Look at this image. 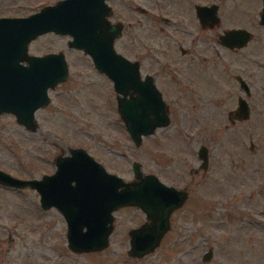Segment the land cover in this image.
<instances>
[{
    "label": "rangeland",
    "instance_id": "obj_1",
    "mask_svg": "<svg viewBox=\"0 0 264 264\" xmlns=\"http://www.w3.org/2000/svg\"><path fill=\"white\" fill-rule=\"evenodd\" d=\"M55 1L0 0V13L33 12ZM156 1L160 17L183 19L178 27L159 17L157 23L146 17V27L136 24L144 0L110 1L108 19L123 25L116 51L138 60L141 72H160V84L167 82L163 71L174 78L163 92L170 122L135 145L117 112L112 81L86 53L67 45L70 35L49 31L29 42L28 53L63 52L67 77L34 112V130L0 113V169L39 178L54 170L56 155L82 147L129 181L137 160L142 172L187 193L170 214L169 229L151 252L130 256L127 232L146 218L136 207L118 208L106 248L72 251L62 215L42 209L34 188L0 185V264H264V26L252 22L259 0ZM209 2L219 4L220 22L207 30L209 40L190 41L200 29L194 7ZM238 24L254 30L244 46L234 52L214 43L222 28ZM238 75L249 84L248 95ZM238 96L250 105L247 119L233 116ZM200 145L208 149L206 168L197 156ZM208 248L211 256L203 260Z\"/></svg>",
    "mask_w": 264,
    "mask_h": 264
},
{
    "label": "water",
    "instance_id": "obj_2",
    "mask_svg": "<svg viewBox=\"0 0 264 264\" xmlns=\"http://www.w3.org/2000/svg\"><path fill=\"white\" fill-rule=\"evenodd\" d=\"M199 18L214 21L216 6L199 5ZM106 0H58L26 16L0 17V113L8 112L28 130H34V112L48 102V90L66 79L68 66L63 52L41 55L28 53V44L37 36L54 32L68 34L67 45L86 53L97 71L111 81L116 108L135 145L142 137L170 122L167 105L150 75L142 80L138 62L116 51L115 38L122 31L120 22L111 23ZM264 23V0L260 10ZM248 40L244 28L229 29L222 35L228 47H242ZM240 87L249 92L242 77ZM249 105L240 96L234 110L238 119L249 117ZM201 167L208 164V149L197 152ZM133 179L126 181L108 171L84 148L71 147L68 154L55 157V170L39 178H20L0 169V185L29 186L39 194L42 209L56 206L66 220V241L72 251H99L108 246L113 211L126 205L143 211L145 222L129 230L130 256L141 257L160 243L170 227V214L187 196L183 189L144 173L140 162H131ZM208 248L202 259H208Z\"/></svg>",
    "mask_w": 264,
    "mask_h": 264
},
{
    "label": "flooded vegetation",
    "instance_id": "obj_3",
    "mask_svg": "<svg viewBox=\"0 0 264 264\" xmlns=\"http://www.w3.org/2000/svg\"><path fill=\"white\" fill-rule=\"evenodd\" d=\"M56 1H58V0H56ZM55 1V2H56ZM110 1L112 2L111 4L113 5V0H109V3H108V0L106 1L107 2V4L110 6V8H111V13H110V15L113 13V7H112V5L110 4ZM54 2V3H55ZM48 4H53V3H47V4H44V5H42L41 7H43V6H45V5H48ZM215 5L216 6V11H215V13H216V18L214 19V21L212 22V20L210 19V18H208V17H204V18H199V16L197 15V10H196V8H197V6H199V5H205V6H211V5ZM259 4H260V9H259V12L257 13V16L254 18V19H252V22H255V24H257V25H259V26H264V23H262L261 21H260V10H261V8H262V0H259ZM142 5L143 6H139V7H137V10L139 11V13H140V21H138L137 20V23L136 24H140L141 26H143V27H146L145 25H147V23L145 22V20H146V17H148V21L147 22H149V21H152V22H156V20L158 19V17L161 19V21L163 22V24H165V25H168V26H170L171 24L174 26V27H176V25H177V27H178V23L177 22H182L183 21V19H180V20H177L176 18H175V16H168V15H163V16H161L160 17V15H159V13H158V6H159V4H158V2L156 1V0H144V2L142 3ZM199 5H195V7H194V18H193V21L194 22H196L198 25H199V30L198 31H196V34L194 35V36H192L191 38V40L190 41H192L193 39H195V40H199V41H201V42H205V41H207V40H209V35L207 34V30H209V28L211 29V28H214L215 26H217L218 25V23L220 22V15H219V4L217 3V2H209V3H204V4H199ZM234 6H240L241 5V2L240 1H234V4H233ZM41 7H39L38 8V10L41 8ZM239 8V7H238ZM37 11V10H36ZM33 12H35V11H33ZM33 12H26V13H0V17H17V16H26V15H28V14H31V13H33ZM144 16V17H143ZM185 20V19H184ZM186 20H187V17H186ZM111 23H114V22H119V21H114V22H112L111 20H109ZM192 21H190V23H191ZM157 23V22H156ZM122 24V23H121ZM122 28H123V25H122ZM157 28L160 30V29H162L163 27L161 26V25H157ZM233 28H244V29H246L247 31H248V40H247V42L248 41H250L251 40V38L253 37V29L252 28H250V27H247V26H245V25H242V24H238V25H233V26H230V27H228V28H222V30L219 32V33H217L216 35H215V41H214V43L217 45V46H219V47H222V48H224V49H227V50H230V51H237L239 48H241V47H236V46H233V47H228L227 45H225L223 42H222V35H224L225 34V32L227 31V30H229V29H233ZM186 31H188V30H186ZM189 32V34H191L192 32L191 31H188ZM192 35V34H191ZM246 42V43H247ZM169 45V44H168ZM179 46V51H181L182 53H184L185 51H184V49H182V47H181V45L179 44L178 45ZM145 53V52H144ZM146 57H148V54H147V51H146V53L144 54V56L142 57L143 58V60H144V62H145V59H147ZM136 61V60H135ZM137 62H138V60H137ZM138 66H139V71H140V62H138ZM163 74H165L164 76L167 78V82H165V84H160L158 81H159V77H160V75H161V73L160 72H154V71H149V72H146V71H143V72H141L140 71V77H141V79L143 80L144 78H145V76L146 75H150L151 76V78H152V81H153V83H154V85L156 86V88L158 89V91L161 93V95H162V98H163V92L167 89V87L169 86V87H171V81H173L174 80V78L173 77H170L169 75H170V73L169 72H167V71H163ZM238 77H241L240 75H238L237 76V81H238ZM243 78V77H242ZM244 79V78H243ZM246 82V81H245ZM238 83H239V81H238ZM246 84L248 85V87H249V92L248 93H246L241 87H240V83H239V87L244 91V93L246 94V95H248L249 93H250V86H249V84L246 82ZM240 96H238L237 97V100H238V98H239ZM164 99V98H163ZM115 101H116V95H115ZM247 101V100H246ZM164 102H165V100H164ZM248 102V101H247ZM166 103V102H165ZM167 105V104H166ZM248 105H249V103H248ZM249 111H250V105H249ZM249 115H250V113H249ZM234 116V115H233ZM238 119V118H237ZM88 152V151H87ZM197 152H198V150H197ZM57 156V155H56ZM55 156V157H56ZM55 157H54V162H55ZM54 166H55V163H54ZM54 170H55V168H54ZM53 170V171H54ZM52 171V172H53ZM51 172V173H52ZM44 174H50V173H44ZM55 208L56 209V211L57 212H59V214H61L60 216L64 219V221H65V223H66V220H65V217H64V215L62 214V212L56 207V206H54V205H52V206H50V207H47V208H45V210H48L49 208ZM125 207H136V206H131V205H126V206H122V207H120V208H125ZM137 208V207H136ZM139 209V208H138ZM140 210V209H139ZM140 211H142V210H140ZM143 212V211H142ZM142 224V223H141ZM140 225V224H139ZM139 225H136V226H139ZM133 227H135V226H133ZM132 227V228H133ZM128 233V235H129V232H127Z\"/></svg>",
    "mask_w": 264,
    "mask_h": 264
}]
</instances>
